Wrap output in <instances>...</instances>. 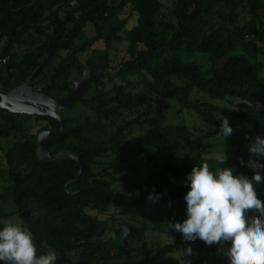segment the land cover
I'll return each instance as SVG.
<instances>
[{
    "label": "trees",
    "instance_id": "trees-1",
    "mask_svg": "<svg viewBox=\"0 0 264 264\" xmlns=\"http://www.w3.org/2000/svg\"><path fill=\"white\" fill-rule=\"evenodd\" d=\"M245 16L250 20L241 26ZM32 31L38 43L25 39ZM101 41L104 64L77 62ZM121 42L126 56L113 64L111 50ZM0 45L2 93L29 83L66 97L74 67L82 77L88 68L108 70L83 101L63 111L67 135L51 146L58 159L50 164L39 160L38 139L51 120L0 109V189L9 186L15 205L8 215L0 197V224L17 216L33 232L37 255L55 250L56 264H203L199 258L212 245L199 239L131 248L121 233L147 230L129 224L130 215L144 222L163 220L154 211L169 214L168 223L187 218V176L201 165L199 149L210 135L197 136L182 121L185 113L218 131L226 117L237 131L264 105V0H175L172 13L162 0H0ZM24 46L29 53L21 59ZM195 54L209 58L203 65L187 61ZM255 123L264 135V117ZM249 143L236 145L228 167L251 179L253 170L239 162H248ZM143 155L154 164L140 161ZM167 155L181 162H156ZM124 182L132 195L116 189ZM254 187L264 202V182ZM245 215L251 222L260 213ZM154 230L181 234L162 224Z\"/></svg>",
    "mask_w": 264,
    "mask_h": 264
},
{
    "label": "clouds",
    "instance_id": "clouds-1",
    "mask_svg": "<svg viewBox=\"0 0 264 264\" xmlns=\"http://www.w3.org/2000/svg\"><path fill=\"white\" fill-rule=\"evenodd\" d=\"M229 120L223 117L218 135L226 139L233 134ZM250 140L247 163L241 158V166L253 170L254 175L248 178L235 174L231 167H217L210 171L209 165L203 163L194 166L187 176L189 190L186 201L187 218L182 222L170 223L168 228L182 234L185 241L195 242L197 239L206 245L230 243L224 251L228 264H264V202L257 195L254 184L264 182L261 170L264 164L252 157H264V138L257 135ZM224 155L218 163L226 161ZM139 195V191L135 193ZM129 195H132L131 193ZM158 196L149 193L147 199L158 200ZM248 210H256L260 216L251 222L246 219ZM130 230L123 228L122 238L129 235ZM188 255L193 253L189 247ZM59 254L49 250L37 255L33 232L29 227L15 218L4 221L0 230V262L3 264H56ZM180 264H185L181 259Z\"/></svg>",
    "mask_w": 264,
    "mask_h": 264
},
{
    "label": "rangeland",
    "instance_id": "rangeland-1",
    "mask_svg": "<svg viewBox=\"0 0 264 264\" xmlns=\"http://www.w3.org/2000/svg\"><path fill=\"white\" fill-rule=\"evenodd\" d=\"M163 3H165L166 7L169 8V11L171 13L174 11L175 7V0H162ZM171 15V14H170ZM250 18L245 16L244 18L240 19V25L243 26L247 21H249ZM131 26V25H130ZM129 26V27H130ZM237 31H240V29H237ZM93 28L89 29V36H92ZM125 32V31H124ZM124 32L121 34L123 35ZM38 35L35 31L30 32L25 39L29 42H35L38 43ZM82 43V41L78 42V44ZM127 47L128 44L126 42H121L118 44H115L111 50V59L113 64L119 63L127 53ZM260 47V46H259ZM3 46L0 45V51H2ZM20 52L21 59L24 58L28 53L29 50H27V47H22ZM30 50L34 49V47H30ZM95 51V52H94ZM106 46L104 41L99 42L96 44L92 49H90L89 52L86 54H83L79 57L78 63L85 64L88 60H94L96 65H102L104 64V56H105ZM209 58V55L206 54H195L191 57H187V61L189 62H198L199 64H205ZM82 80V75L79 73L77 66L72 69L71 78L70 81L75 83L76 81ZM43 81L47 82L49 81L48 78L43 77ZM264 117V105H259L255 108L254 114H252L250 121L245 123L244 127H241L243 129H236L237 131H233V134L230 137H227L224 139L223 137L218 135V129L212 128L208 124H206L204 121L199 119L195 114L193 113H185L182 121H184L197 136H204V135H210L202 144V146L199 149L200 155L199 160L201 161V164L207 163L209 165L210 171L215 172L217 167H228L229 163L232 159H234L235 152L237 150V144L240 143L245 138V143L250 142V140L246 139V137L255 138L258 134V131L255 127V121H259ZM264 138V135L261 136ZM239 145V144H238ZM226 156V161L223 164H219L218 161L223 156ZM253 159H256L257 162L264 164V157H252ZM140 161L143 163H149L154 164V161H149V158H147L145 155L141 156ZM170 161H177L181 162V156L179 155H172V156H162L156 160V162L160 165L167 164ZM140 170H145V165L139 166ZM241 169V168H239ZM238 169V170H239ZM8 185L2 184V187L0 189V197L3 199L2 202V208L3 210L9 215L14 209L15 205L12 200L11 193L8 190ZM116 189L118 190H124L127 194L132 193V187L128 182L124 183H118L116 185ZM153 214L155 216L159 217L160 219H163L162 221L156 222V220L151 219L146 222L142 220L141 217H135L133 215H130L128 217H125V220L131 224L132 226L136 228H143L147 227V230L143 233L140 231L133 232L132 237H126L123 239L124 244L128 245L131 248H137V247H144L145 245L147 247L152 246H160V245H166L169 243H175L179 240H181L182 234L175 235L171 237L169 234H162L156 232L154 229L162 224L164 225V228L168 232H174V229L168 228L167 225L170 223H176V221L168 223L164 220V218H168L169 214H164L162 212L154 211ZM175 215V216H174ZM178 216L177 214H173V217ZM124 217V216H123ZM172 217V216H171ZM9 218H15L18 221H21L17 216H11L8 218L1 219L0 224V230H2L4 221L8 220ZM182 223L181 221H177ZM178 232V231H175ZM126 241V242H125ZM230 247L227 243L224 244L223 248L220 247V245L213 244L212 247H207V252L203 254V258L201 261H203V264H228L227 257L224 255V251ZM203 259V260H202ZM141 261L143 260V255L138 256L137 258L131 259V261Z\"/></svg>",
    "mask_w": 264,
    "mask_h": 264
},
{
    "label": "water",
    "instance_id": "water-1",
    "mask_svg": "<svg viewBox=\"0 0 264 264\" xmlns=\"http://www.w3.org/2000/svg\"><path fill=\"white\" fill-rule=\"evenodd\" d=\"M107 73L104 67L86 69L82 80L74 83L73 92L66 97H52L48 89L40 91L24 83L6 93L0 92V109L18 115L48 117L51 120L52 129L42 132L38 139L39 160L43 164H50L58 159L52 156L51 146L61 143L67 135L63 111L83 101L91 92L94 80Z\"/></svg>",
    "mask_w": 264,
    "mask_h": 264
},
{
    "label": "built area",
    "instance_id": "built-area-1",
    "mask_svg": "<svg viewBox=\"0 0 264 264\" xmlns=\"http://www.w3.org/2000/svg\"><path fill=\"white\" fill-rule=\"evenodd\" d=\"M7 61V58L6 59H3V62H6Z\"/></svg>",
    "mask_w": 264,
    "mask_h": 264
}]
</instances>
